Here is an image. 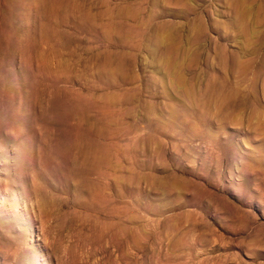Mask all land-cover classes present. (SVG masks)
Segmentation results:
<instances>
[{"label": "rangeland", "instance_id": "374dc122", "mask_svg": "<svg viewBox=\"0 0 264 264\" xmlns=\"http://www.w3.org/2000/svg\"><path fill=\"white\" fill-rule=\"evenodd\" d=\"M260 119L264 0H0V264H264Z\"/></svg>", "mask_w": 264, "mask_h": 264}, {"label": "bare ground", "instance_id": "6f19581e", "mask_svg": "<svg viewBox=\"0 0 264 264\" xmlns=\"http://www.w3.org/2000/svg\"><path fill=\"white\" fill-rule=\"evenodd\" d=\"M50 3H51V2H50ZM54 3H56V2H54ZM48 5H49V4H48ZM50 5H51V4H50ZM54 9H55V8H54ZM43 10H44V9H43ZM45 12H46V11H45ZM47 16H48V15H47ZM67 93H68V92H67ZM62 98H63V97H62ZM57 101H58V100H57ZM73 105H74V104H73ZM68 107H69V106H68ZM74 108H75V107H74ZM78 111H80V110H78ZM81 112H82V111H81ZM84 114H85V113H84ZM256 114L259 115V114H260V110H258V111L256 112ZM79 116H80V115H79ZM83 116H84V115H83ZM258 123L261 124L260 127H259V129L261 130V133L264 135V119H260ZM258 131H259V130H258ZM258 131H257V133H259ZM89 132H90V130H89ZM91 132H92V131H91ZM255 132H256V131H255ZM262 134H261V135H262ZM89 135H90V134H89ZM94 135H97V134H94ZM97 136H99V135H97ZM99 140H100V139H99ZM100 143H101V142H100ZM82 144H83V143H82ZM82 144H81V145H82ZM87 144H88V143H87ZM104 144H105V143H104ZM85 147H86V145H85ZM85 149H86V148H85ZM81 150H82V149H81ZM83 150H84V149H83ZM87 150H88V149H87ZM98 150H99V148H98ZM104 150H105V149H104ZM107 150H109V149H107ZM83 152H84V151H83ZM85 152H86V151H85ZM92 152H93V150H92ZM92 152H89V153H92ZM108 152H109V151H108ZM79 154H80V153H79ZM89 155H90V154H89ZM99 155H100V154H99ZM99 155H98V156H99ZM91 156H92V155H91ZM97 160H98V159H97ZM107 161H108V159H107Z\"/></svg>", "mask_w": 264, "mask_h": 264}]
</instances>
